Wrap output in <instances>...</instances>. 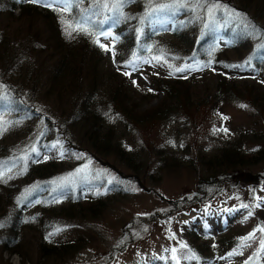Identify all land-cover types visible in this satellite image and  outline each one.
I'll use <instances>...</instances> for the list:
<instances>
[{
	"label": "rangeland",
	"instance_id": "rangeland-1",
	"mask_svg": "<svg viewBox=\"0 0 264 264\" xmlns=\"http://www.w3.org/2000/svg\"><path fill=\"white\" fill-rule=\"evenodd\" d=\"M137 1L135 7L123 12L126 14L130 10V13H135L141 3L143 12L147 10L157 16L151 25L155 30L172 31L179 27L187 36L188 48L192 40L195 45L202 41L199 46L200 61L193 59L195 56L174 61L162 58L159 62L163 66L159 67L153 64L156 59L152 61L137 56L124 62L121 69L114 65L112 58V49L117 43L116 34L110 29H101L104 24H100L97 36L110 49L103 48L101 71L106 75L111 72L123 74L124 79L118 77L113 81L111 77L109 82L116 87L119 79L124 80L129 91V103L138 111L153 107L163 99L162 91L157 89L152 78L158 74L187 78L191 91L190 104L179 111L180 100L167 99V104L172 105L175 112L169 119L150 123H131L116 113L110 115L105 127H113L116 137L124 142L128 155L142 161L138 172L121 160L120 163L115 155L98 154L94 157L91 146L80 140L71 127L66 132L68 137H71L70 134L76 137L77 152L67 150L63 136L55 127L46 130L41 116L31 121L33 129L28 132L32 135L24 137L23 144H19L22 146L19 156L13 157L6 165L0 164V173L6 179H18L16 176L25 168L26 160L33 152V148L26 144L33 136L35 146L42 148L35 151L40 159L46 162L51 158L59 164L63 163L65 170L48 181H31L20 190L14 203L5 206L7 211L0 213V264H198L189 252L187 238L190 232L198 236L199 243L209 244L212 264H264V249L261 248L264 231H260L264 225H257L255 213L259 207L257 204L264 206V160L242 168L232 166L226 173L223 172L225 169L220 170L224 168L222 165L220 169L210 170L207 169L208 164L201 161L218 155L228 141L240 147L246 155L255 153L259 145L264 148V138L256 139L252 134L255 128L262 126L261 123L264 125V106L255 111L243 101L224 97L226 92L223 97L216 96L220 71L214 63H210L208 68H201V63L211 59H227L238 66L233 75L251 80V71L243 63L264 49V33H260L258 28L264 26V6L256 0ZM150 4L152 6L148 7ZM162 5L168 7L161 8ZM213 5L220 7L214 8ZM113 6L120 18L118 21L124 19V13L117 9L115 1ZM20 12V8L12 11L15 21H11L9 35L14 24L26 20L21 18ZM248 22H254L258 27L255 26L252 31ZM142 30L137 26L132 32L139 35ZM234 43L235 47L225 48ZM177 68H184L185 71H176ZM40 96L55 117H62V111L70 110L65 98L59 101L51 97L50 101L43 93ZM4 100L5 106L3 104L0 108V122L12 105L7 97L2 98ZM65 128L62 127V130ZM242 131H248L245 137L240 135ZM11 146L17 148L16 145ZM197 170L200 173H196ZM209 174L216 177L212 183L206 186L197 184L200 176ZM251 174L260 175L258 185H246L241 180ZM38 185L45 188L44 194L37 195ZM78 192L84 196L93 195L94 198L101 196L106 200L101 205L102 211L96 215L86 213L73 218L62 216V219H54V228L48 230L45 239L49 245L58 246L76 237H84L80 250L43 257L35 246L28 249L27 255L13 253L4 246L7 228L12 224L19 203L42 202L49 196L60 194L76 196ZM198 194L203 195L200 196L202 200L207 198L208 201L193 205L190 199ZM32 195L34 197L29 198ZM251 197L254 207H243L248 205ZM36 211L41 213L43 209L37 208ZM227 219L231 220L225 222ZM229 223L235 228L233 241L235 238L238 240L231 243L227 250L218 248L219 235L225 232ZM30 225L35 228L37 223ZM33 232L26 227L28 236ZM250 233H254V237L246 241L247 246L239 247L241 238ZM234 250L236 254L230 256L229 253Z\"/></svg>",
	"mask_w": 264,
	"mask_h": 264
},
{
	"label": "trees",
	"instance_id": "trees-1",
	"mask_svg": "<svg viewBox=\"0 0 264 264\" xmlns=\"http://www.w3.org/2000/svg\"><path fill=\"white\" fill-rule=\"evenodd\" d=\"M114 1L116 5L120 2V0H68L67 10L59 11L53 10L57 6L38 7L29 0H0V17H2L0 19V108L3 104L5 106V100L2 101V98L7 97L12 103L7 115L0 122L6 129L0 132V164L6 165L13 160V157L19 156L18 154L21 153L19 148L22 147L19 144H23V138L31 134L28 130L33 129L31 121L41 116L46 130L53 126L59 135L63 136V143L68 151L77 152L79 149L74 143L76 137L73 134L68 137L66 132L70 130L68 127H71L76 130L80 140L91 146L93 156L115 155L120 163L130 165L138 172L143 165L142 161H137L135 157L128 155L124 142L116 137V130L113 127H105L110 115L116 113L124 121L131 123H150L163 118L169 119L172 112H175V109L171 108L172 105L167 104V99L180 100L179 111H183L185 106L188 107L191 102V91L187 78H171L167 74L154 75L152 77L154 85L162 91L163 99L153 107L138 111L129 103V91L124 80L119 79L116 87L109 82L111 77L113 81L118 77L124 79L123 74L111 72L106 75L101 71L104 51L100 47L101 39L97 36V28L100 24H104L101 29H110L116 34L117 43L112 49V58L114 65L121 69L124 62L137 56L152 61L156 59L153 64L159 67L163 66L159 62L162 58L174 61L195 56L193 59L200 61L198 56L202 41L195 45L192 40V45L188 48L187 36L179 27L172 31L155 30L151 25L157 16L153 12L148 13L147 10L143 12L141 3L139 12L137 10L134 11L135 13H130L129 10L125 14L123 10L135 7L137 0H123V7L119 8V11L124 13V19L118 21L120 18L115 12ZM256 1H260L264 6V0ZM150 6L152 4L148 5ZM17 7L21 9V18L26 20L14 24L12 34L9 35L11 21H15L12 11ZM77 23L84 24L88 29L87 33L73 30ZM248 23L252 31L257 26L254 22ZM137 26L143 29L139 35L132 32ZM260 27H258L260 33H264V26ZM195 35L194 33L193 39ZM235 44L225 48H233ZM210 63H214L220 71L216 96L223 97L226 92L224 97L243 101L255 111L264 106V49L251 60L248 58L243 63L251 71V80L239 79L233 75L235 64L230 60L211 59L201 63V68H208ZM40 93L45 95L46 100L55 97L62 101L65 98L70 110L62 111V117L59 115L55 117V114L50 112V107L42 102L43 97ZM195 104L197 105L196 102ZM261 125L252 131L256 139L264 138V125L262 123ZM62 127H66L64 131ZM247 132L242 131L240 135L245 137ZM30 140L26 143L29 148L42 149L35 146L34 136ZM231 144L228 141L218 155L212 156L213 158L204 160L200 155L199 159L203 164H208L207 169L210 170L224 166L220 170L225 169L223 171L225 173L232 166L242 168L264 160V148L260 145L257 146L255 153L246 155L240 147ZM11 145H16L17 148ZM64 170L63 163L59 164L51 158L43 162L35 152L29 154L25 168L16 176L18 179L0 178V213L7 211L4 209L5 206L14 203L20 190L31 181H48ZM198 170L196 173H200ZM215 179L216 177H211L210 174L200 176L197 184L206 186ZM241 180L246 185L256 186L260 182V175L251 174L247 179ZM36 191L37 195H42L45 193V188L38 185ZM200 196L203 195L198 194L192 197L193 199H189L193 205L208 201L207 198L202 200ZM33 197L34 195L29 198ZM252 201L253 197L248 201L249 208L254 207ZM104 202L106 200L101 196L94 198L93 195L84 196L83 193L78 192L76 196L60 194L49 196L42 202L19 203L14 218H11L12 224L7 228L4 246L13 253L24 255L28 254V249L35 246V250L43 257L70 254L80 250L84 244V237H76L57 246L47 243L46 233L54 228V219H62L60 218L62 216L73 218L78 214L86 213L96 215L102 211L101 205ZM37 208L43 211L37 213ZM255 213L257 225H264V206L259 205ZM31 221L37 223L35 228L30 225ZM230 223L225 232L219 235L221 240L218 248L227 250L232 246L231 243L236 242L237 238L233 241L235 228L230 227ZM26 227L34 230L30 236L26 234ZM187 240L189 252L197 259L198 264H212L207 242L199 243L198 236L191 232Z\"/></svg>",
	"mask_w": 264,
	"mask_h": 264
},
{
	"label": "snow or ice",
	"instance_id": "snow-or-ice-1",
	"mask_svg": "<svg viewBox=\"0 0 264 264\" xmlns=\"http://www.w3.org/2000/svg\"><path fill=\"white\" fill-rule=\"evenodd\" d=\"M32 2L34 3H41L43 4V6L45 7H53L54 5H56L57 7H54L53 10H59V11H66L69 4H68V0H32ZM117 9L119 8H122L123 7V0H120V2L116 5ZM164 7H168L167 5H162L161 8H164ZM214 8H218L220 7V5H213ZM73 30H76V31H83V32H86L88 31L87 27L84 26V24L82 23H77L75 28ZM67 31V29H66ZM69 35L71 34L70 32L68 33ZM107 35H111V33H108ZM98 43V40L96 41ZM101 48H104L105 50H110L107 48L106 45H103L101 44L100 45ZM233 67H238V66H233ZM176 71H185L184 68H177ZM126 75H128V73H125ZM135 83V82H134ZM244 107V106H242ZM226 119V117H225ZM6 129L3 127V124L0 123V132H3L5 131ZM226 131V130H225ZM33 152L36 151L35 148L32 149ZM3 177V173H0V178ZM243 207L247 208L249 207L248 205H242ZM257 206H259V204H257ZM249 215H252L251 212H249ZM2 226V225H0ZM260 231H264V228H261ZM254 237V233H250L247 237H244V238H241V244L239 245V247H244V246H247L246 245V241L252 239ZM261 248L264 249V242L261 243ZM175 249L172 250L173 253H175ZM236 254V250H234L233 253H229V255H234ZM173 260L176 259L175 255H173Z\"/></svg>",
	"mask_w": 264,
	"mask_h": 264
}]
</instances>
